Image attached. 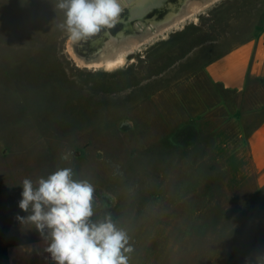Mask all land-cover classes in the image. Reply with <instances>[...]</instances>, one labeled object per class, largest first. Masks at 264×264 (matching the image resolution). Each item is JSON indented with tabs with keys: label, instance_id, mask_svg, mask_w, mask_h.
<instances>
[{
	"label": "rangeland",
	"instance_id": "obj_1",
	"mask_svg": "<svg viewBox=\"0 0 264 264\" xmlns=\"http://www.w3.org/2000/svg\"><path fill=\"white\" fill-rule=\"evenodd\" d=\"M56 4L0 0V264L7 244L46 239L16 219L31 214L18 207L22 181L65 167L94 186L91 220L128 233L129 264H264V183L247 143L264 122V60L239 91L205 73L264 36V0L197 9L109 70L73 60ZM121 19L73 51L98 59L110 37L136 30L127 8Z\"/></svg>",
	"mask_w": 264,
	"mask_h": 264
},
{
	"label": "clouds",
	"instance_id": "obj_2",
	"mask_svg": "<svg viewBox=\"0 0 264 264\" xmlns=\"http://www.w3.org/2000/svg\"><path fill=\"white\" fill-rule=\"evenodd\" d=\"M56 7L64 15L58 27L66 31L70 43L115 28L125 11L124 0H57ZM73 175L71 168H59L36 186L25 178L18 207L31 214L16 219L46 234L44 251L53 264H129L133 249L128 233L110 216L91 220L94 186Z\"/></svg>",
	"mask_w": 264,
	"mask_h": 264
},
{
	"label": "crops",
	"instance_id": "obj_3",
	"mask_svg": "<svg viewBox=\"0 0 264 264\" xmlns=\"http://www.w3.org/2000/svg\"><path fill=\"white\" fill-rule=\"evenodd\" d=\"M264 60V36L236 46L220 57L208 62L205 73L208 78L226 90L239 91L246 79L255 73ZM252 166L258 180L264 183V122L259 124L247 138ZM46 239L23 240L6 245V264H51L44 251Z\"/></svg>",
	"mask_w": 264,
	"mask_h": 264
},
{
	"label": "bare ground",
	"instance_id": "obj_4",
	"mask_svg": "<svg viewBox=\"0 0 264 264\" xmlns=\"http://www.w3.org/2000/svg\"><path fill=\"white\" fill-rule=\"evenodd\" d=\"M162 1L163 0H124L125 8H127L129 13L132 29L135 28L136 30L131 35H125L119 32L118 37H116L118 39L110 37L105 42L102 54L98 59L94 61L85 60L73 51L70 42H68L67 45L68 53L78 65L80 64L87 68H104L108 70L115 68L122 64L125 55L129 51L133 49L136 50L135 47H140V45L147 43L156 35L163 34L172 27L181 24L188 17H193L197 9L206 8L217 0H183L179 9L169 11L162 17L164 12L161 18L145 19L146 14L150 10L159 9L162 6ZM120 22H122V19Z\"/></svg>",
	"mask_w": 264,
	"mask_h": 264
},
{
	"label": "water",
	"instance_id": "obj_5",
	"mask_svg": "<svg viewBox=\"0 0 264 264\" xmlns=\"http://www.w3.org/2000/svg\"><path fill=\"white\" fill-rule=\"evenodd\" d=\"M163 1H164V0H163ZM163 1H162V2H163Z\"/></svg>",
	"mask_w": 264,
	"mask_h": 264
}]
</instances>
